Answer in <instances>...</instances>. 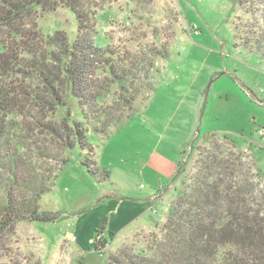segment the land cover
<instances>
[{
  "label": "rangeland",
  "instance_id": "rangeland-1",
  "mask_svg": "<svg viewBox=\"0 0 264 264\" xmlns=\"http://www.w3.org/2000/svg\"><path fill=\"white\" fill-rule=\"evenodd\" d=\"M81 1L115 77L108 69L90 77L103 99L96 114L84 109L87 150L64 148L48 130L64 113L44 106L54 98L38 80L10 81L41 100L0 126V223L18 217L0 232V264H160L170 210L190 189L200 151L213 146L233 159L243 153L237 164L255 190L247 207L264 219V0L234 10L227 0ZM37 23L70 42L78 35L63 5L38 9ZM113 196L151 205L137 207L138 229L116 242L104 233L97 251L95 230ZM37 204L52 220L31 217Z\"/></svg>",
  "mask_w": 264,
  "mask_h": 264
},
{
  "label": "trees",
  "instance_id": "trees-1",
  "mask_svg": "<svg viewBox=\"0 0 264 264\" xmlns=\"http://www.w3.org/2000/svg\"><path fill=\"white\" fill-rule=\"evenodd\" d=\"M227 1L234 10L256 0ZM59 5L67 7L76 17L78 35L73 42L64 31L45 34L37 25L38 9L53 12ZM247 14L254 16L255 13L250 10ZM28 17L30 23L25 22ZM90 20L81 0H0V31L4 34L0 35L2 128L9 118L23 117L27 107L35 103L34 99L41 100L10 82L20 75L38 80L50 93L54 99L43 102L50 112L64 113L58 125L48 126L64 148L89 149L86 129L89 118L84 109L96 114L94 109L103 99L93 93L90 77L107 69L114 77L116 73L109 57L111 51L97 46L91 38ZM24 95L31 98L24 101ZM75 103L81 109L78 118ZM103 117L105 113L99 116ZM90 153L89 150L87 155ZM239 154L240 157L233 159L214 146L200 151L199 169L192 177L190 189L180 194L164 225L166 236L165 244L160 247V264H264V219L260 211L247 207L246 198L255 190L242 174L243 166L237 164L243 153ZM87 162L93 163L90 158ZM182 174L181 171L177 180ZM257 175L261 177L262 173L257 171ZM43 192L40 191L37 200ZM38 211L37 204L31 213L34 220H52L47 215L40 216ZM15 217L18 218L14 212L6 214L5 221L0 223V232L12 225ZM107 222L104 219L95 230L97 251L107 242L103 237Z\"/></svg>",
  "mask_w": 264,
  "mask_h": 264
},
{
  "label": "crops",
  "instance_id": "crops-1",
  "mask_svg": "<svg viewBox=\"0 0 264 264\" xmlns=\"http://www.w3.org/2000/svg\"><path fill=\"white\" fill-rule=\"evenodd\" d=\"M181 168V164H180ZM107 212H105V218L107 219V226L105 230L106 237L112 239L113 242H116L120 237H124L126 234L131 233L133 230L138 229L135 226L137 223V218L140 216V212L137 207H141L143 211L147 210L151 205V200L144 201H126L124 198H117L116 196L110 197L108 201H106ZM140 213V214H139ZM139 214V215H138ZM82 220V217L77 218V223ZM99 222V221H98ZM97 222V224H98ZM77 223H75L77 225ZM100 223V222H99ZM96 224V225H97ZM75 227V225H74ZM87 249H90L94 246L93 243L88 244Z\"/></svg>",
  "mask_w": 264,
  "mask_h": 264
},
{
  "label": "built area",
  "instance_id": "built-area-1",
  "mask_svg": "<svg viewBox=\"0 0 264 264\" xmlns=\"http://www.w3.org/2000/svg\"><path fill=\"white\" fill-rule=\"evenodd\" d=\"M257 135L259 136V139L261 140V142L264 143V127L257 131ZM103 249H101L100 251L103 252Z\"/></svg>",
  "mask_w": 264,
  "mask_h": 264
}]
</instances>
